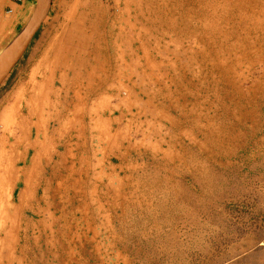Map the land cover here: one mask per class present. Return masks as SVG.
Returning a JSON list of instances; mask_svg holds the SVG:
<instances>
[{
  "label": "rangeland",
  "instance_id": "obj_1",
  "mask_svg": "<svg viewBox=\"0 0 264 264\" xmlns=\"http://www.w3.org/2000/svg\"><path fill=\"white\" fill-rule=\"evenodd\" d=\"M15 1L26 8L0 50L35 4ZM62 7L76 28L51 64L39 54ZM48 12L0 86V114L31 80L52 112L71 109L52 117V142L39 126L52 174L25 195L1 185L47 226L27 234L36 264H264V0H52Z\"/></svg>",
  "mask_w": 264,
  "mask_h": 264
},
{
  "label": "bare ground",
  "instance_id": "obj_2",
  "mask_svg": "<svg viewBox=\"0 0 264 264\" xmlns=\"http://www.w3.org/2000/svg\"><path fill=\"white\" fill-rule=\"evenodd\" d=\"M0 2H2V1H0ZM62 5H63V3H62ZM62 9H63V7H62ZM61 12L62 13L58 14V16H62L63 21L61 23H57L59 21L58 16L50 21V25L48 27L50 40H49V43H48L46 49H44L42 51L41 55L39 54L41 61L47 62V61L51 60V61H49V62H51V64H52V56L57 58V56H59L62 52L71 48V45H70V47H68V46L63 47L64 46V44H63L62 48H60L58 46V44H60L62 42V40H64L67 43V41L70 40V37H72L71 34H69V32L66 35V33L64 32L65 31L64 29L67 28V25H68V27L71 26L72 29L76 28V25L69 24L71 12L67 11L65 9L61 10ZM3 22H5V21H3ZM5 25L6 24L4 23V26ZM57 26H60V27L55 28ZM58 29H63V32L62 33L60 32V34H63L62 38H60L59 35H57V34H55L52 37V30L57 33ZM33 60L35 61L36 58H34ZM41 61H39V62H41ZM73 68H72V74H73L72 77L74 78L73 80H77L79 78V76L77 75V72L73 70ZM45 73H46V71H45ZM88 75H90V77L93 78L94 73L91 71V72H88ZM30 82L34 85V86H32L33 88L30 91L26 90L28 88V85H29V84H26L23 88L26 91V94L23 95V98L20 100L18 95H20L22 92L21 91L17 92V95H16L17 98L14 97V100L10 101L7 104V106H5L4 112H3L4 115L1 116L3 113L0 114V123L2 124L1 125L2 130L0 131V190L2 189L1 185L3 184V182H7V181L8 182L17 181V183L23 182V184L25 185L24 186L25 187L24 195H25L26 191L29 190V188L31 187V185H30L31 178H33L34 176H38V175L42 176L43 173L47 171L48 167L50 168V174H52V163H51L52 158H50V156L46 155V153H48V152H45V153L42 152V151L46 150V148H47V144H46L48 142L47 141V132L45 131L42 133L39 126H41L42 123L49 125L47 127V129H48V134L51 138L50 142H52V136H56L57 134H59L58 129L60 126V124H59V126H57L56 129L52 130V128H51L52 117H56L57 118L56 120H59V118L61 116L69 115V113L71 111V109L69 108L68 109L69 112H67L64 115H62L63 113L61 114L60 110L57 112H52L50 102H48L47 105L45 106L43 104L44 102L42 103L43 100L41 98H38V96L35 97V94H36L35 89L38 88L37 91L39 92L43 88L41 83H38L36 81L33 82V80H31ZM74 83H75V81H74ZM75 85H77V84L75 83ZM43 93H44V91H43ZM51 94H52V92H51ZM26 95L29 96L28 99L25 98ZM44 95H45V93L43 94V96ZM43 99H45V98H43ZM19 106H22V108L23 107L25 108L24 112H26V115H27L25 118H22V114L20 113L21 111H19L20 110ZM52 113H53V115H52ZM30 118L35 119L34 122L31 121ZM33 133L35 135H34L33 141L31 142L30 140L32 139L31 136H33L32 135ZM40 138L44 140V141L41 140V143L39 141ZM37 147H39V149H37ZM51 147H52V144H51ZM31 149L33 150V152H32V155L28 158V162H27L26 161L27 160L26 155L24 156L22 154L23 155L22 156L21 153H23L24 151L28 152ZM21 162L23 165H21ZM44 163H45V165H44ZM45 183H47V182H45ZM40 187H41V185H40ZM47 189L49 190V187ZM34 191H35V189H34ZM12 195H13V193H12ZM51 195H52V192H51ZM2 197H3V195H2ZM46 197H48V196H46ZM22 200L23 199H20V201H19L20 204L11 205L10 201L8 199H5V198L2 199L0 196V214L2 215L0 217V264H25V262H26V264H36L39 260H41V257L38 256V252H37V250L39 249L38 244H36L38 242V240H37L38 237L32 238L31 236L29 237L27 234H28V232H30L29 230L31 227L34 228V227H38V226L42 225L43 228L46 229L47 226L45 225L44 222L40 221L39 222L40 225H38L37 222L32 223V222H30L31 220L26 221L23 217L20 216V211H21V209L24 208ZM46 206H45V208H46ZM32 212L35 214V212L33 210H32ZM49 213H50V211H49ZM41 220H42V218H41ZM20 233H22V234H20ZM42 261H44V260H42Z\"/></svg>",
  "mask_w": 264,
  "mask_h": 264
},
{
  "label": "water",
  "instance_id": "obj_3",
  "mask_svg": "<svg viewBox=\"0 0 264 264\" xmlns=\"http://www.w3.org/2000/svg\"><path fill=\"white\" fill-rule=\"evenodd\" d=\"M51 3L52 0H35L33 11L26 23L0 50V86L25 55L48 15Z\"/></svg>",
  "mask_w": 264,
  "mask_h": 264
},
{
  "label": "crops",
  "instance_id": "obj_4",
  "mask_svg": "<svg viewBox=\"0 0 264 264\" xmlns=\"http://www.w3.org/2000/svg\"><path fill=\"white\" fill-rule=\"evenodd\" d=\"M7 5H9V6L12 7L11 8V10H12L11 12L13 13V18H7L6 17V19H4V17L0 14V21L2 20L0 22V24H1L0 25V47L2 46V44H4L7 36L9 35L8 32H6V30H8L9 24L12 23V22H14V21H17L18 22L19 19L22 16V13H23L22 11L26 8L25 7V5H26L25 3L19 4L15 0H7ZM1 7H2V4L0 2V13H2L1 12L2 11V8ZM3 21H5V22H3ZM4 23L6 24L5 26H4Z\"/></svg>",
  "mask_w": 264,
  "mask_h": 264
},
{
  "label": "trees",
  "instance_id": "obj_5",
  "mask_svg": "<svg viewBox=\"0 0 264 264\" xmlns=\"http://www.w3.org/2000/svg\"><path fill=\"white\" fill-rule=\"evenodd\" d=\"M37 33H38V32H37ZM36 35H37V34H36ZM36 35H35V36H36Z\"/></svg>",
  "mask_w": 264,
  "mask_h": 264
}]
</instances>
